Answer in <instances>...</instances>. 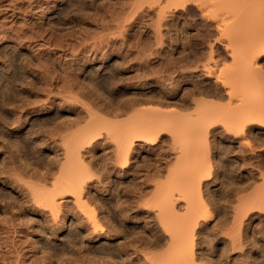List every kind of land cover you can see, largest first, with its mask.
Listing matches in <instances>:
<instances>
[{"label": "rangeland", "instance_id": "374dc122", "mask_svg": "<svg viewBox=\"0 0 264 264\" xmlns=\"http://www.w3.org/2000/svg\"><path fill=\"white\" fill-rule=\"evenodd\" d=\"M152 1L0 0V264H69L70 262V264H80L84 263L85 259L90 263L93 261L91 264L96 262L99 264L103 261L101 258L106 254L99 252L98 244L99 242L105 243L106 239L100 236H95L92 242H85L82 246L79 237L74 236L75 232L70 231L74 246L71 250L68 247L67 251H63V246L60 244L49 240V227L45 226L40 215L29 211V206H31L29 202L31 201H26L30 198L28 197L30 195L29 190L22 187L27 186L26 182L28 181L36 182L39 171L50 175L49 171L58 170L59 165L57 163L60 162L58 159L62 160L61 156H63L64 150L61 140L64 139V135L66 136L69 130L72 133L75 128H80V126L85 125V122L87 123L86 115L90 111L92 112L91 108L98 117L102 114L101 117L106 118L102 119L115 121L124 120L128 117L124 114L127 112L126 110V112H122L126 104L130 114V107H138L137 102L139 105L143 104L140 107H149L150 105V107L158 108L163 105L164 110H170L173 107L174 110L178 112L181 110L182 113L185 110V113L191 111L190 108L194 104L192 103L193 100L188 99H194V96L195 98L203 97V99L210 96L215 99L213 100L215 102L216 99L220 100L217 103L223 100L226 102L224 94L222 97L210 94L212 85H214L213 76L201 69V64L206 61L211 64L214 61V63L220 62L223 64L222 66L230 64L232 58L226 53L232 46L227 47L226 50L224 46L226 47L227 44L222 43L226 31L223 33L224 35H218L220 29L214 27V20L209 17H206V20L205 16H203V20L194 3L188 4L185 10L184 8H173L172 10L171 7L164 15V13H159L158 2ZM216 38H219V41ZM206 56H210L208 58L210 61L206 59ZM171 66L173 67L171 68ZM191 67L192 69H190ZM191 83L203 88V91H196L192 94L191 85H189ZM263 90L264 86L262 87ZM188 92L190 93L188 94ZM211 98L208 100H212ZM88 107L89 110H86ZM116 109L122 113H115L117 112ZM87 112L88 114H86ZM221 124L216 122L210 127L215 130V141H210L209 144L212 149L210 157L215 158L217 164V172L213 174L215 179L211 177L215 183L208 184L210 188L207 192H205L204 186L201 187L202 192L205 193L202 196L204 198L206 196V200L204 198L203 200L208 203V206L211 205L210 208L212 212L214 211L212 214L215 221L211 220V224H209L212 230L206 227L204 229L206 231L203 230L202 234H198V228L196 229L195 240L197 242L194 241L193 251L196 256L199 254V262L202 260L204 264H264V256H262L264 255V247H262L264 245V209L262 210V208L264 207L259 205L257 208L260 202H252L253 198L258 197V195L263 196L262 200H264V126L256 127L250 132L247 129L246 134H244L247 140L242 139L241 147L237 142L218 137L224 131ZM162 126L165 129L159 131L154 144L149 145V142L145 143L142 139H136L134 145H142H137V148L133 149L130 166L125 172L118 170L117 163V169L113 165V157H110L112 152L110 151L109 154L108 147H106L108 144L105 143L104 139L101 140V142L104 140V144L99 142L93 148L92 158L90 156L85 158L86 162L89 158V163L94 162L92 163L94 166L91 165V169L95 168V170L92 169V173L95 174L97 168V174H93L97 177L92 176L94 180L91 179L88 186L93 188L92 191L96 192L97 195L104 193L105 190V196H111L110 199L113 202L111 206H114L113 208L110 207L109 212L112 215H110L111 225L114 226L115 223V226L118 224L117 226L120 228L114 227V229H119V233H117L118 230L117 232L115 230L117 233L115 235L118 236L117 240H120L118 243L122 246L116 248L117 251L114 249L115 251L113 250L112 254L107 255V257L105 256L104 261H107H103L104 263L101 262V264H136L137 262V264L140 262L143 264L145 256L147 257L151 254L150 251L156 249L155 246L154 249L152 247L150 250L151 247L146 246L147 240L143 237L144 234H147L148 228L156 226L152 220L154 219L151 214L153 209H150L154 207L148 206L152 202L151 198L156 194L153 193L155 191L154 184L157 185L158 181L163 182L166 173L168 171L171 173L174 167L180 166L182 168L190 163L186 156L184 161L180 158L181 162H179V153H175L179 150L177 148L179 143L175 146L177 139L176 141L173 140L175 136L171 138L170 129L167 132L170 125ZM170 128L173 129L174 127ZM181 131L178 129L173 133L172 130V133L178 135ZM138 141L140 143H137ZM103 152H106V155ZM104 158H108V160ZM176 162L179 163L176 164ZM103 164L106 170L102 168ZM170 168L171 170H169ZM21 176L22 178L24 176L25 179H22ZM18 177H20V181ZM24 180L26 181L24 182ZM166 181L167 179L164 180V182ZM245 189L249 190L245 191ZM254 193L255 195L251 198ZM237 194L239 196L248 194L246 199L252 202L251 206L249 202L239 204L236 200ZM64 200L66 202L64 203L65 209L74 206L75 201L72 195L66 196ZM120 200L121 202H119ZM115 201H118L122 206L124 211L122 215L118 211L115 212ZM231 205L232 210H230ZM239 206L241 207L240 210L243 209L248 212L241 211L240 216H243V219L240 217L242 219V221L240 219V229H234L232 228L234 223H232L233 217L231 216L234 215L233 210L237 207L240 208ZM96 208L98 209L97 206ZM231 218L232 221L229 222ZM143 220L146 222L144 223ZM86 225L88 224L86 223ZM120 225L122 229L124 228L123 230ZM86 227L90 228L89 226ZM226 228H232L234 234L239 232L240 240L243 241L240 246L241 249L232 247L229 242L232 235L231 230H226ZM63 231L61 230L62 233ZM141 232L142 234H140ZM227 234L231 235L228 236ZM198 235H201L200 238ZM242 237L243 239H241ZM145 249H148L150 254H145L148 252ZM143 251H146L145 255L142 253ZM60 252H62V257ZM159 252L157 249V253ZM45 253L47 254L45 255ZM98 253L103 256L100 257ZM200 253H202L201 256ZM87 254L98 255L101 260L95 255L94 258ZM40 257L42 261H40ZM109 258H112L113 263L108 260ZM60 259L64 261L62 262ZM65 261L66 263H64Z\"/></svg>", "mask_w": 264, "mask_h": 264}, {"label": "bare ground", "instance_id": "6f19581e", "mask_svg": "<svg viewBox=\"0 0 264 264\" xmlns=\"http://www.w3.org/2000/svg\"><path fill=\"white\" fill-rule=\"evenodd\" d=\"M156 2H158V4H159V6H158L159 13H162V14L164 13V15H166L165 12L167 10H169V8L171 9V7H172V10H173V8L174 9H178V8L183 9L184 8V10H185V7H187L188 4L194 3L198 9L199 14L202 15L201 16L202 18H203V16H205L206 20H207L206 17H209L212 20H214V22H215L214 27H218V29H220L218 31L220 34L218 33V35H221V34L224 35L225 34V37L223 38L224 42H222V43H224V45L227 44V46L226 47L224 46V48H226V50H227V47L232 46L229 50H227L228 53H226L232 58L231 62L229 59L230 64L227 63L229 65L222 66L223 64H221L220 62L214 63L215 62L214 60H213L214 62H212V64L210 62L206 61L205 63L201 64V67H202L201 69L205 70L208 74H211L213 76V81H214L213 84L214 85H212L213 86L211 88L212 93L210 92V94H214L216 96L219 95L221 97H222V94H224L227 98V99L225 98L226 102L222 99L223 101L217 103V101H220V100L216 99V102H215V101H213L215 99H212L210 96L207 97V99L206 98L203 99V97L202 98H200V97L195 98V96H194L193 97L194 99H188L191 101L193 100L192 103L194 104L195 107L192 106L194 108L191 107L190 109H191V111H192V109H194V111H192V112L190 111L191 113L190 112L185 113L186 112V110H185V112L183 111L185 113V115H184V113L180 112L181 110H179L178 108H175V109L179 110V112L174 110V108L171 105L170 106L172 108H170V110H164L162 108L163 105L161 107H158V108L157 107H150V105H149V107L146 105H145L146 107H144V106L140 107L143 104L139 105L137 102L138 107H136V108H135V106L130 107L131 105L129 104V107L131 109L130 114L127 110V109H129L127 107V104H126L127 108L125 107V109H123L122 112H126V111L128 112V113L127 112L124 113V114H126V116H128V117H126L127 119L124 118V120L121 119V120H115V121H112L111 119H109V121L104 120L106 118L101 117L102 114H101V116L99 115V117H98L97 114L93 113V109L91 108L92 112L90 111L89 114H88V112L86 113L88 115H86L87 123L85 122L84 123L85 125H82V127L80 126V128H77V129L75 128L74 131H72V129H71L72 133L69 130V132H67L68 134H66V136L65 135H64V137L62 136L64 139L61 137L63 139V140H61V141H63L61 143L63 145L64 150L62 152L63 156L60 155L62 157V160L58 159L60 161L57 163L59 166L56 165V166H58V170L57 169L56 170L51 169L52 172L49 171L50 173L47 171L50 175H47V173H45V172L43 173L41 171H39V172H41L40 174H38L39 172L38 173L36 172L37 176H38L37 181L36 180H35L36 182L28 181V182H26L27 186H22V187H25L24 189L29 190L30 195L28 194L29 195L28 197H30V198L26 200L27 202H29L28 200L31 201V202H29L31 205V206H29L30 207L29 211H31V213H35V214L40 215L45 226L49 227V235H50L49 240L51 239L52 242H55L56 244H60L61 246H63L62 247L63 251H67L68 247L70 248L69 250H71V248H73V246H74V243L72 242L73 236L70 237V231L75 232L74 236L79 237L81 245L85 242H87V243L92 242L95 236L96 237L100 236V237L106 239L105 243H100V242H99V244L97 243L99 252H101L102 254H106L103 256V255H99V253H98V255L100 257L103 256L101 259L104 261L105 256L107 257V255L112 254V251L114 249L116 250V248L118 249L120 246H122V245H120V243H118V241H120V240H117L118 236L116 237V235H115V234L119 233L120 228H119V226H117L118 224H116V226L119 229H117V228L114 229V227H116L114 222H112V223H114L113 224L114 226L111 225V218H110L111 214H109L110 207H112L111 205L113 203L112 200L110 199L111 196H109V195L105 196V194H106L105 190H104V193L97 195L96 192L92 191L93 188L91 189L90 186H88L89 183L91 182V179H93L92 176L97 174V168H96V173L95 174L92 173V169L95 170V168L91 169V165L94 162L92 161L89 163L90 158H89L88 162H86L85 158L86 157L88 158V156H90V157L93 156V148L96 146L97 143L99 144V142H101V140L104 139L105 143L108 144V146H106V147H108L109 154H110V151L112 152V154H111L112 156H110V155L109 156L113 157V165H115V168H116V166H117L116 163H117L118 164V166H117L118 170L120 172L121 171L125 172L127 170V168L130 166V158L133 155L132 154L133 149H135V147L137 148V145H139L137 143H140L138 141L136 143L137 145H134L136 139L137 140L142 139V141H145V143L149 142V145L154 144L155 138L157 137V134L159 133V131H162L163 129H165V127L163 128L162 125H164V126L170 125L169 128H167V132H168V129H170L171 130V133H170L171 138L175 136V138L173 140L176 141V139H177L176 144H174L175 146L178 145L177 143H179V145L177 147V148H179V150L177 148H175L178 150V152H175V153H179L178 155L180 157L178 158L176 154H175V156L178 158L179 162H181L182 159L184 161L185 160L184 157L186 156V158L188 157L187 161H190V163L187 162L189 164L187 166L185 165V167H182V168H180V166L178 168L174 167V170L171 171V173H170V171H168V173H170V174L166 173L167 174L165 176L166 178L165 177L163 178L164 180L167 179L166 182H164V180H163V182L161 181L162 183L160 181H158V183L160 182L159 184L158 183H157V185L154 184L155 191H153V193H156V194H154V197L151 198L152 202L148 206L154 207V208H150V209H153L151 211V214L153 215V218L155 220L154 219H152V220L154 221V223H156V226L150 227V228H148V226H146L148 228V231H147V234H144L143 237H145V239L147 240L145 242V243H147V245L146 244L145 245L148 246L149 248L151 247L150 250H152V247L154 249L155 246H156V249H155V251L154 250L150 251L151 254H153L152 253L153 251L155 252L153 255L150 254L148 249L147 250L145 249L148 252H146V251H145L146 253L144 251L142 252L143 254L144 253L150 254V255H147V257L145 256V259L143 260L144 261L143 264H204V263H202V260H201V262H199V254L197 256L195 255V252L193 251V244H194V241H196L195 240V237H196L195 235H197V234H195L196 229L198 228V230H197L198 234L199 233L202 234V231L206 227L210 228L209 224H211L210 223L211 220H214L213 214H212L214 211L212 212V209L210 208L211 205L208 206V203H206L203 200L204 196H202V194L204 195L205 193H203L202 189H201V187L204 186L205 190H206L205 192H207V190H209L210 187H208V186L212 185L213 182L215 183V180H214L215 175L213 176V174H215L217 172L216 171V169H217L216 160H215V158L212 159L213 157H210V153H211L212 149H211V146L209 144L212 141H215V132H214L215 130H213V128H210V127L213 126V123H216V122H219V124L222 123L221 125L223 126L224 131L223 132L220 131L222 134L218 135V137L222 138V139L226 138L229 141L237 142L239 144L241 142V144H242V139L245 138L244 134H246L245 131L247 129L250 132L254 128L256 129V127H260V126L263 127L264 126V90L262 91V87L264 86V0H158V1L156 0ZM188 13H190V12H188ZM203 20H204V18H203ZM159 22H160V20H159ZM199 22H200V20H199ZM195 23L197 24V22H195ZM211 25H212V23H211ZM195 28H196V26H195ZM222 30H223V32H222ZM225 41H226V43H225ZM209 57L210 56H208L206 59H208ZM211 58H212V55H211ZM189 59H191V58H189ZM203 60H205V59H203ZM198 61L200 62V60H198ZM178 63H179V61H178ZM184 66L185 65H183V67ZM172 67L173 66H171V68ZM186 69H188V68L186 67ZM190 69H192V67ZM203 73H204V71H203ZM211 75H209V76H211ZM189 85H191L190 87L192 89L191 90L192 94H193V92H196V91L197 92L203 91V88L198 87L197 85H194L193 83H191ZM169 93H170V91H169ZM189 93L190 92H188V94ZM206 94H209V93H206ZM196 95H198V94H196ZM200 95H201V93H200ZM103 96H105V95H103ZM164 98H166V97H164ZM210 98L212 100H208ZM219 99H221V98L219 97ZM135 101H137V100H135ZM122 102H124V101H122ZM164 102H166V101H164ZM131 103H132V100H131ZM133 103H134V101H133ZM121 104L124 105L125 102H124V104L123 103H121ZM161 104H163V103H161ZM172 104H173V102H172ZM185 104H187V103H185ZM117 105H120V104H117ZM115 108H116V106H115ZM132 108H133V110H132ZM179 108H180V106H179ZM117 109H116V111H117ZM86 110H89V107ZM119 110H120V108H119ZM118 111L115 113H119ZM187 111H189V110H187ZM95 112H97V111H95ZM122 112L120 111V113H122ZM124 114H122V115H124ZM181 114H182V116H181ZM102 118H104V119H102ZM15 120H18V119H15ZM13 123H15V122H13ZM176 124L180 127H178ZM223 124H225V125H223ZM171 125H174V126H171ZM11 127H13V126H11ZM75 127H76V125H75ZM170 127H172V128L174 127V128L171 129ZM177 128L179 129V131L182 130L180 132L181 134L179 132H176V133H179L178 134L179 138H177L178 135L173 134L175 132V130H178ZM172 130H173V133H172ZM250 136H252V135H250ZM246 140H247V137L245 138V141ZM103 141L101 142L102 144H104ZM243 143H246V142L243 141ZM241 144H240V146H241ZM140 145H142V144H140ZM152 146H154V145H152ZM101 150H105V149H101ZM216 150H218V149H216ZM105 153L106 152H103V154H105ZM192 155H193V157H191ZM11 156H13V155H11ZM94 156H95V154H94ZM108 158L107 159L104 158V159L108 160ZM180 158H181V160H180ZM189 158H192L191 159L192 161ZM21 159H23V158H21ZM100 159H102V158H100ZM174 160H175V158H174ZM97 162H98V160H97ZM178 163L176 162V164H178ZM92 166H94V165H92ZM108 167L110 168L109 165H108ZM55 168H57V167H55ZM102 168H104V164H103ZM104 169L106 170V167ZM111 169H112V167H111ZM116 169H115V172H116ZM105 170H103V171H105ZM112 170H111V172H112ZM169 170H171V168ZM93 172H95V171H93ZM98 173H99V171H98ZM17 174H18V172H17ZM96 177L94 176V178H96ZM211 177H214V179H211ZM18 178H19L18 180L20 181L21 180L20 177H18ZM21 178H22V176H21ZM23 178H24V176H23ZM25 181L26 180H24V182ZM22 182H23V180H22ZM9 185H11V184L9 183ZM226 186H227V184H226ZM13 187H15V186H13ZM13 187H12V189H14ZM261 188H263V187L261 186ZM15 189H16V187H15ZM120 189H121V187H120ZM126 189H128V188L126 187ZM254 189H252V190H254ZM22 190H23V188H22ZM247 190H249V189H247ZM247 190L245 189V191H247ZM263 190H264V188H263ZM250 191H251V189H250ZM6 192H7V190H6ZM237 193H238V191H237ZM240 193H241V191H240ZM239 194H237V195L239 196ZM68 195H72L75 202L73 203V205H74L73 207H71L70 209H65L66 206L64 207V203H66V202H64L65 201L64 199ZM110 195H112V194L110 193ZM155 195H157V196H155ZM254 195H255V193L252 195L251 198H253ZM238 196H236V200L239 204L249 202L250 206H251V203L254 201V203L260 202L259 204L257 203L258 206L256 204L257 208L259 207V205H260V207H262V206L264 207V203H263L264 200H262L263 196L258 195V197H256V198L254 197L252 202L247 201L246 197H248V194L246 196H239V197ZM205 198H206V196H205ZM251 198L249 197L250 200H251ZM112 199H113V197H112ZM122 200H123V198H122ZM136 201H135V203H136ZM117 202L115 203L116 211L115 210L114 211L115 212L118 211L122 215V213L124 211H123L122 206H120V203H119V202H121V200L118 203ZM227 204H229V203H227ZM244 205H246V204H244ZM96 206L98 207V209L96 208ZM248 206H249V204H248ZM128 207H129V205H128ZM228 207H229V205H228ZM132 208H133V206H132ZM144 208L146 209V207H144ZM230 208H231L230 210H232V205ZM250 208H249V210H250ZM253 208H256V207L253 206ZM240 209H241V207L240 208L237 207L235 210H233L234 215L231 216V217H233L232 223H234L233 224L234 226L232 227L230 224L229 225L234 229H240V223H241L240 219L243 217V216L242 217L240 216V214H242L241 211H247V210H243V209L240 210ZM263 209L264 208H262V210ZM258 210H260V209H258ZM115 212H113V213H115ZM98 214H100V215H98ZM116 214L120 215L118 213H116ZM220 216H222V215H220ZM119 217H121V216H119ZM146 217H147V215H146ZM146 217H145V219H146ZM26 218H27V216H26ZM123 218H125V217H123ZM39 219H40V217H39ZM242 219H241V221H242ZM217 220H216V223L218 222ZM226 220H228V219H226ZM230 221H232V218H231V220H229V222ZM120 222H121V220H120ZM143 222L145 223L146 221L143 220ZM86 223L88 225H86ZM149 223H151V222H149ZM151 224H149V225H151ZM213 224H212V226H213ZM85 225L89 226L90 228L86 227ZM214 225H217V224H214ZM221 225H223V224H221ZM120 227H121V225H120ZM224 228H225V226H224ZM232 228H230V229L226 228V230L227 229L231 230V234H232V235L230 234L231 235L230 241L229 240L228 241L230 242V244L232 245L233 248L238 247L239 249H241L240 246H241L243 241L241 242V240H240L239 232H237L236 234L232 233L233 232ZM121 229H122V227H121ZM210 229H208V230H210ZM241 229L243 230V228H241ZM61 230H64L63 233L61 232ZM115 230H116V232L118 230V232L116 233ZM204 231H206V230H204ZM42 232H45V231H42ZM59 232H61V233L59 234ZM228 233H230V232H228ZM131 234L134 235V233H131ZM140 234H142V232ZM230 235H228V236H230ZM24 236L26 237V235H24ZM199 236H201V235H198V237ZM241 239H243V237ZM143 241H144V239H143ZM121 243H122V241H121ZM125 244H126V242H125ZM143 244H142V246H143ZM31 245H33V244L31 243ZM81 245H79V246H81ZM163 245H165V246L163 247ZM136 247H138V246H136ZM159 247H162V248H159ZM262 247H264V245ZM157 249H158V252L160 249H161V251L159 253H157ZM74 250L76 251V249H74ZM82 250H83V247H82ZM123 250H124V248H123ZM142 250H144V249H142ZM230 250H231V248H230ZM72 251H70L71 254H72ZM196 251H197V249H196ZM57 253L59 254V252H57ZM90 253L92 254V252H90ZM35 254H36V252H35ZM46 254L47 253H45V255ZM91 254H87V255L90 256ZM143 254H142V256L144 257L145 254L144 255ZM201 254L202 253H200V256H201ZM60 255H61V257L63 256L62 252H60ZM94 255H91V256L94 257ZM98 255H95V256L98 257ZM42 256L43 255H41V257ZM65 256L66 255H64V257ZM89 256H87V257H89ZM137 256H138V254H137ZM262 256H264V255H262ZM112 257H114V256H112ZM42 258L40 261H42ZM72 259H74V258H72ZM111 259L109 258L108 260L110 261ZM60 260H59V262H60ZM67 260H69V259H67ZM103 261H101V262L104 263L107 260L104 262ZM85 262H84L85 264H91L93 261L90 263V261L88 262L85 259ZM101 262L99 264H101ZM111 262H112V260H111ZM64 263H66V261ZM84 263H80V264H84ZM96 263H98V262H96ZM96 263H94V264H96ZM36 264H38V263H36Z\"/></svg>", "mask_w": 264, "mask_h": 264}]
</instances>
